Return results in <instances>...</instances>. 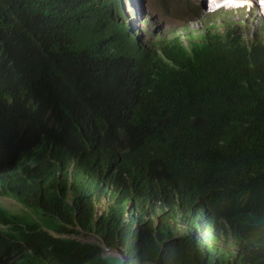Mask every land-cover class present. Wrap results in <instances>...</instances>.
I'll return each instance as SVG.
<instances>
[{"label": "trees", "instance_id": "obj_1", "mask_svg": "<svg viewBox=\"0 0 264 264\" xmlns=\"http://www.w3.org/2000/svg\"><path fill=\"white\" fill-rule=\"evenodd\" d=\"M116 1L123 0H0V169L12 165L23 150L45 135V139L84 147L89 158L77 151L80 167L91 170L90 157L99 156L102 166L110 168L99 175L110 174L115 179L116 171L127 173L130 184L136 180L129 175L141 176L146 195L150 192L147 197L144 193L149 206L156 204L157 197L163 198L159 188L146 181L145 172L154 173L168 192L184 196L188 220L200 224L211 239L216 238L212 208L202 209L203 201H228L234 220L256 227L264 219V89L259 88L264 82L263 50L250 45L252 62L243 56L221 59L200 51L191 62L174 64L155 50L152 41L147 42V51L130 44L124 24L132 1L123 2L128 7ZM206 36L192 46L203 50L212 43L211 36ZM25 155L42 160L40 153L27 151ZM34 163L38 165L37 159ZM45 163L48 170L55 165L52 157H46ZM115 182L117 191H123L121 182ZM24 196L27 203L23 206L33 216L39 205L30 203L29 189ZM46 209L64 222L71 219L66 209ZM72 210L87 214L82 208L73 206ZM119 220V224L128 222L126 211ZM48 223L52 232L64 229L63 223ZM118 223L110 225L119 226V240L128 242L131 234L135 238L131 247L119 249L137 250L135 255L101 258L103 263L97 264L160 262L153 257L157 248L140 242L132 225L127 229ZM106 226L92 228L93 236L101 235ZM257 228L263 229L262 225ZM258 237L253 240L250 235L246 241L241 236L234 244L235 252L227 257L219 248L212 261L208 248L216 243L208 242V237L205 241L201 233L187 243L179 241L182 247L168 244L161 248L184 251L181 264H191L188 259L193 257L208 263L227 259L229 264H264V253L258 251V245H264V232ZM0 238L1 248L13 240L8 248L31 250L32 256L22 253V264H58L55 260L68 257L70 242H75V248L64 264H82L92 257L80 252L83 243L52 237L45 219L37 214L27 221L16 215L13 229L0 230ZM105 238L98 239L103 251L107 250ZM204 248L207 253L202 254Z\"/></svg>", "mask_w": 264, "mask_h": 264}, {"label": "clouds", "instance_id": "obj_2", "mask_svg": "<svg viewBox=\"0 0 264 264\" xmlns=\"http://www.w3.org/2000/svg\"><path fill=\"white\" fill-rule=\"evenodd\" d=\"M131 1L132 8L138 7V5L140 7L139 2L137 3L136 0ZM251 1L252 0H216V3H214L213 6L207 4V6L211 8V10L215 13H218L217 11L224 8V14H220L216 17L211 18L212 22H207L205 16L203 17L204 22L201 23L200 30L206 28L208 29L209 26H216V29L213 32L209 31L210 34H208L212 38V43L208 44V46L203 48V50L197 49L190 45L193 43V41L195 43L196 40L200 39L201 36L206 32L201 35H197L192 39L187 37H183V39H180L181 36H191L192 33L189 32V29L191 27H196V23L191 21H183L181 24L174 26L167 31L160 30L159 28L154 26L153 23H150L149 26H151V29L155 28V32L154 34H152L150 31L151 29L147 31L143 28L136 27V23L143 24L144 22H146L148 19L147 17H143L142 22H136L135 20H133L131 24L130 22H128L131 20L127 19L124 25H128L129 28H127L126 30H128L131 34H129V32H126V35L129 37V39L135 37L133 36L135 34L138 36L141 35L139 40L140 42L137 43L136 47L135 42L137 40H133V42L130 40V44L133 47L137 48V50L141 51H147V42L152 41V43L155 44V50H159L161 55L166 60L174 64L177 63V65H184L185 63L191 62V58L200 51H206L207 53H211L214 55L216 54L221 59L243 56L246 58L247 62H252L253 53L250 48H248V41H259L262 44L264 42V35L262 37H260L259 35H261L263 31L259 32L257 23H255L254 20H252V24L250 25L241 23V21L238 23L234 22V20H236L238 17V12L236 9L245 7L243 5L250 4ZM260 3L262 6H264V0H260ZM259 4H256L255 6L257 7L259 6ZM245 9L249 11H246V16L252 15L254 17L253 19H259L264 16V11L260 12V14H256V11H251L250 8ZM129 14L139 16L138 12L136 14L135 11L133 12L130 9ZM148 17L150 18V16ZM135 19L137 20V18ZM217 25H220V32L223 35L222 41H218L217 37L213 36L216 34ZM226 32L228 34H226ZM256 34L258 35L255 37ZM154 36H156L157 38H154ZM135 39L138 38L136 37ZM185 44H187L188 46L186 49L182 48V46ZM176 47L181 48L176 49ZM262 56L264 57V54ZM175 57H179L180 59L176 60L175 62L173 61ZM181 58L186 59L182 61ZM259 88L264 89V82L263 86L259 85ZM47 139H45V135H40V138L30 144L29 149H25L19 154L18 158L12 165L0 169V209L3 205L5 206L3 208L4 211L0 212V228L9 226L10 229H13L14 227V220L18 211L14 201L16 193L20 190L18 184L22 182L25 183V185L31 191L32 199L30 200V203H36L37 205H39V207L34 210L33 216L35 217V214H37L40 218L45 219L47 232H51L49 228L51 226L48 222L54 220L57 225H61V223H63L62 226L64 228L62 230H56L55 232H53L57 237H59L61 233L65 232L64 234L68 235L69 238H78V240H81L83 242V245L85 247L80 249V252L87 255L91 254L92 257L86 261H83L82 264L103 263L101 259L102 257L100 255L105 252H108L107 256H109L111 253L119 256L126 254L135 255L134 251L137 250L123 251L122 249H119L120 246L131 247V241L135 240V238L132 237L133 235H126L130 238L128 242L121 241V239L119 240V237L116 236V233H119L120 230L119 226L117 227L115 225H110L111 223H113V221H116L118 223L120 221L119 218L124 211H126L129 215V220L126 223L122 222V224H118L121 227L127 229L132 225L133 231L140 235L138 236L140 238H137L140 242L147 243V245L150 246L151 249L157 248L153 250V252H157L153 257L155 259H159L160 262L172 260L175 264H181L182 258H184V251H165L161 248V245L166 246L170 244L171 247L172 244L174 247L178 245L182 247L179 241L183 240L187 243L188 241L193 239L197 235V233H201L202 238L205 239V241L208 237V242L216 243L212 247L208 248V250H210V259H208L209 261H212L214 258L216 259L217 251L219 248L223 249L221 253H224L225 255H227V257L232 252L236 251L233 244L227 242V237L230 235L222 226L216 228V238L211 239L210 235H205V229L199 226L200 224L194 225L192 219L188 220L187 211L185 209L184 196H179L176 189L174 190L177 193L168 192L169 189L167 188V186L165 184L159 183L154 173L145 172L147 176H149L148 180H146L155 184L156 188H159L158 190L163 193V198H158L154 206H149L150 201H148L149 203L144 201V199H148L145 198V188L147 189V185L144 184L145 181L143 182L140 179L141 176L136 178L134 175H129L131 176V180H136V183H122V185L124 184V190L117 191L118 185L113 177H106L105 174L99 175V173H106L110 169L106 166H102L99 160V156L97 158L92 156L90 157V160L93 164L91 170L86 166L80 167L81 163L78 162L77 151H80L82 156L89 158L83 152V150H85L84 147L80 149L76 145H72L70 143H67V141L61 139H59L60 141L51 137L48 140ZM41 140H43V146L40 144ZM39 150H41L42 152H39ZM27 151H33V155H39V153L42 154V160L38 157L27 158L25 155ZM46 157H52L55 162V165H53L49 170L45 163ZM71 157L72 159L69 161ZM36 159L38 165L41 166L35 165L34 161ZM62 164H66L64 168L61 166ZM98 164L100 165L102 172L98 171ZM18 168H20V170H18ZM143 173L144 172H137L136 174L142 175ZM111 174L113 175L112 172ZM120 177L123 178L122 175H120ZM136 186L137 189H134L135 191L132 190ZM31 187H33L34 190H32ZM126 191L128 193H125ZM129 192H132L134 194H129ZM135 192H140V194L143 195V198H139L140 194H135ZM148 194L146 195V197L148 196ZM17 196H19L18 198L22 202V204L25 205L27 203L26 196L21 197L20 194H17ZM9 199L10 202H7V200ZM107 202H110V204L113 206H108ZM202 203L203 207H215L217 204H220V208H223V206L227 208L222 210L220 209L221 211H216L218 213H216L214 221H217L220 214H224L230 221L234 220L229 209L228 201L225 202L224 200H221L217 204L208 201H203ZM101 205L102 209L100 207ZM48 206H56L59 209H66L67 214L71 215V219L64 222L58 216L54 215L51 212H48L46 209ZM73 206L77 207L78 209H85L87 211V214L81 212H79L78 214L74 213L73 210L71 211V208ZM167 207H172L174 211L168 210ZM102 210H110V213H101L100 211ZM115 210L117 211V214ZM208 210L209 209H206L205 211ZM214 213L215 212L212 209V217H214ZM94 215L97 216L96 220L93 219ZM94 221H97L98 224L95 225L93 223ZM232 224L237 231V235L242 234L241 236L245 237L246 241H250V235L252 236L253 240H257L259 234L261 232H264V219L261 220L258 224L262 225L263 229H258V225H256V227L254 228H250L249 226L240 224L239 222H233ZM85 226L86 228H84ZM99 226L100 228L106 226V228L103 229L101 235L97 236V238L92 240H83L79 238L80 236L86 238L85 235L88 236L90 235V233H92V235H95L93 234L94 229L92 228H98ZM189 226H192V230H190ZM111 233H113V235ZM127 233L129 234L130 232L127 231ZM219 236H222L220 240ZM103 238H105L103 240V243L107 247L106 251L102 250L103 247L101 245L96 244V241L98 239ZM12 241H9V243H13ZM9 243L8 241H5V246L3 248L0 247V264H22V261H24L22 253L25 252L28 255L32 256L31 250L29 248H19L16 246V251H14L12 248H15V246L9 248L7 247ZM116 245H119V247L116 248ZM74 248L75 242L67 243L68 257L69 255L73 254L72 251ZM245 248L246 245L244 243L242 246L243 253H245ZM113 249L117 250L118 252H112ZM258 251L264 253V245L259 244ZM142 253L148 254L149 252L148 250H144ZM201 253L205 254L207 253V250H205L204 248ZM237 255L238 252L236 253V256ZM78 257L79 256L76 255V258ZM67 258H65L64 260L55 261L58 264H64ZM42 259L45 261H50V258ZM75 260L77 259H71V262H75ZM203 260H205V258ZM160 262H152V264H160Z\"/></svg>", "mask_w": 264, "mask_h": 264}, {"label": "bare ground", "instance_id": "obj_3", "mask_svg": "<svg viewBox=\"0 0 264 264\" xmlns=\"http://www.w3.org/2000/svg\"><path fill=\"white\" fill-rule=\"evenodd\" d=\"M126 0H123V1H116V2H119V4H123V5H125V6H127L125 3H123V2H125ZM209 1V0H208ZM213 1H215V0H213ZM136 2L138 3L139 2V0H136ZM194 3H195V5H200V0H195L194 1ZM260 2H259V0H252L251 1V3L250 4H245V5H243V6H245V7H243V8H238V9H236L237 10V12H238V17H237V19L236 20H234V22H240L241 21V23H246L247 25H250V24H252V20H254L255 21V23H257V26H258V30H259V32H261V31H263L262 32V34L261 35H259L260 37H262L263 35H264V16L263 17H261V18H259V19H253L254 17L252 16V15H247L246 16V14H247V12H249V11H247L245 8H250V10L251 11H256V14L258 13V14H260V12H261V9H260V7L262 6L261 5V3L259 4ZM256 4H259V6H255ZM212 5V4H211ZM132 6V5H131ZM128 7V6H127ZM239 7H241V6H239ZM130 10H135V11H140V13L142 14V12H143V10H138V9H136V8H139V5H138V7H134V8H130V7H128ZM141 9H143L142 7H141ZM223 9L224 8H222V9H220L219 11H217L218 13H214L213 11H208L209 9H206V11H203V14H204V12H205V19L207 20V22H212V20H211V18H213V17H216L217 15H220V14H224V11H223ZM229 9H230V7H229ZM229 9H228V11H229ZM227 11V12H228ZM247 11V12H246ZM209 14V15H208ZM145 17H146V15H145ZM135 18H137V16L136 15H132V14H128V19H130L131 21H128V22H130V24L133 22V20H135L136 22H139V21H137ZM241 19H243V20H241ZM146 20V19H145ZM191 22H194V21H191ZM144 23H146V26L147 27H150L149 26V23H147V21L146 22H144ZM221 24V23H220ZM125 26V28L127 29V28H129L128 27V25H124ZM220 25H217V31H216V34L215 35H217L218 36V38H219V40L220 41H222V38H223V35H222V33L220 32ZM124 28V30L128 33L129 31L128 30H126ZM148 30H149V28H147ZM191 29V31H192V33H194V34H201V33H205L206 32V34H210L209 33V31H211V32H213L215 29H216V26H209L208 27V29L206 28V29H203V30H200L198 27H191L190 28ZM129 34H131L130 32H129ZM226 34H228L227 32H226ZM215 35H213V36H215ZM235 35H236V33H235ZM235 35H233V36H235ZM258 34H256L255 35V37L257 36ZM133 36H135V37H132L131 39H129V40H131L132 42H133V40L135 41V40H137L136 42H135V47L137 46V43L138 42H140L139 40H140V37H141V35H133ZM138 38V39H135V38ZM183 37H187V38H190V39H192V38H195L194 36H188V35H185V36H181L180 37V39H183ZM154 38H157L156 36H154ZM196 42L197 43H199V44H201L202 43V41L200 40V39H198V40H196ZM193 43H194V41H193ZM250 45H253L254 47H256V48H259V49H262L263 50V47H264V42L261 44L259 41H254V40H252V41H248V48L250 47ZM190 46H192V44L190 45ZM188 46H187V44H185V45H183L182 46V48H187ZM177 48H181V47H176V49ZM18 170H20V168H18ZM120 175H122L123 176V178H121L120 177ZM109 176H110V174H109ZM1 178V177H0ZM115 179L116 180H119L120 182H121V185H122V183H128V176L125 174V173H119L118 171H116L115 172ZM114 179V180H115ZM147 181V180H146ZM21 182V181H20ZM123 186H124V184H123ZM18 187H19V192H17L16 193V196H15V203H17V204H19L22 208H24L23 210L25 211L24 213H28V214H26V218L24 219V218H22V216H19L18 215V213H16V215H18L23 221H27V220H31V218L32 217H34V216H32L31 214H30V211H29V208H27V207H25V206H23V204H22V202L19 200V196H17V194H20V196L22 197V196H24L25 194H27V192H28V187L25 185V183H20V184H18ZM224 193V192H223ZM237 193V192H236ZM233 196V195H232ZM157 199H158V197H157ZM10 200V199H9ZM200 200V199H199ZM196 201V200H195ZM199 201H196V203H198ZM161 204H164V203H161ZM210 204V203H209ZM256 205V204H255ZM255 205H254V207H255ZM5 206L3 205V207L1 208V210L2 211H4L3 210V208H4ZM17 207H19V206H17ZM210 208H212L213 209V211L215 212L214 213V217L211 219L212 221H213V227L215 226V228H218V227H220V226H222L224 229H225V231L230 235V236H228L227 237V242H230V243H232L233 244V246H234V244H235V242L236 241H238V240H240V237H241V234L240 235H237V231L235 230V228L233 227V222H237L236 220H232V221H230L224 214H220L219 215V217H218V219H217V221H214V219H215V215H216V213H218V212H216V211H221L222 209H227L226 207H224L223 206V208H220V204H217L215 207H207V206H204L202 209H204V210H206V209H210ZM221 209V210H220ZM237 209V208H236ZM100 210V209H99ZM83 211V210H82ZM23 212V211H22ZM102 213H103V210L101 211ZM78 213V212H77ZM103 215V214H102ZM253 215V214H252ZM251 218V217H250ZM93 219H97V216H93ZM248 219H249V217H248ZM256 219V218H255ZM229 220V221H228ZM40 223V222H39ZM97 224V223H96ZM241 224V223H240ZM103 228V227H102ZM3 229H5V228H0V230H3ZM98 230V229H97ZM52 232V231H51ZM51 232H50V234H51ZM97 232V231H96ZM123 232V231H122ZM216 233L214 232V235H215ZM56 237V238H63V239H68V240H75V241H78V242H81V243H83L82 241H79L78 239L76 240V239H72V238H69V237H64V235H59V237H57L55 234L54 235H52V237ZM68 236V235H67ZM89 236H91L92 237V239H95L96 237L95 236H93L92 234H90ZM90 237V238H91ZM219 238H222V236H219ZM259 238V237H258ZM220 240V239H219ZM253 242V241H252ZM96 244H99V241L97 240L96 241ZM253 244V243H252ZM251 245V244H250ZM257 246V245H256ZM166 251H169L168 249H166ZM115 252V251H114ZM105 254V253H104ZM107 255V254H106ZM117 258H118V256H117ZM11 261V260H10ZM220 261H222V260H220ZM220 261H217V260H215V261H213V263H208V260H203V258H200V257H193V258H191V259H188V262L189 263H191V264H216V263H221ZM49 264H51V263H49ZM108 264H110V262H108ZM221 264H229V262H228V260L227 259H225V261H222V263Z\"/></svg>", "mask_w": 264, "mask_h": 264}, {"label": "rangeland", "instance_id": "obj_4", "mask_svg": "<svg viewBox=\"0 0 264 264\" xmlns=\"http://www.w3.org/2000/svg\"><path fill=\"white\" fill-rule=\"evenodd\" d=\"M194 1L195 0H187L188 3H186V0H139L140 7L137 9L143 10L142 14L140 13V11H135V10H132V11L133 12L135 11L136 14L137 12L139 13L138 14L139 16H137V21L142 22L143 17H145L146 15V17L148 18L147 23L149 24L153 23L154 26H156L157 28L163 31H167L171 29L172 27L181 24L183 21H194V23H196L195 26L200 29L201 23L204 22L203 17L205 16V12L203 14V11H206V9H209L208 11H212L211 8L207 6V4H210V6H213V4L216 3L215 2L216 0L215 1L200 0V5L199 4L195 5ZM190 5H191V9L188 8L190 7ZM141 7L143 9H141ZM260 9H261V12L264 11V6H261ZM148 16H150V18ZM136 27L143 28L144 30H147V31H149L147 28L151 29V26L147 27L146 23H143V24L136 23ZM150 31L152 34H154L155 28L151 29ZM7 202H10V200H7ZM15 204H16V208L18 209L17 211L18 215L22 216V218L25 219L26 214L24 213L25 212L23 210L24 208H22L17 203ZM54 234L55 233L51 232V235H54ZM85 236L86 238H84L83 236H80L79 238L83 240H92L91 236L89 235L88 236L85 235ZM64 237H68V236L64 235ZM112 252L114 251L112 250ZM106 254H108V252H105L102 258L104 259L106 257L117 258V255H115L114 253H111L109 256H107Z\"/></svg>", "mask_w": 264, "mask_h": 264}, {"label": "water", "instance_id": "obj_5", "mask_svg": "<svg viewBox=\"0 0 264 264\" xmlns=\"http://www.w3.org/2000/svg\"><path fill=\"white\" fill-rule=\"evenodd\" d=\"M131 29H132V27H131ZM98 171H99V172H102V170H101V168H100V165H99V164H98ZM116 246H118V247H119V245H116ZM118 247H117V248H118Z\"/></svg>", "mask_w": 264, "mask_h": 264}]
</instances>
